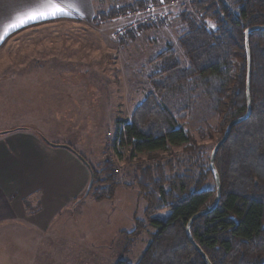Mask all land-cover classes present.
<instances>
[{
  "label": "trees",
  "instance_id": "1",
  "mask_svg": "<svg viewBox=\"0 0 264 264\" xmlns=\"http://www.w3.org/2000/svg\"><path fill=\"white\" fill-rule=\"evenodd\" d=\"M171 1L141 0L106 15L100 13L98 19H113L150 3ZM189 6L190 11L179 14L183 27L177 43L169 44L146 66L151 89L115 140V148L130 153L132 183L119 177L110 160L95 167L72 148L89 163L94 175L92 186L76 203L91 195L98 202L112 201L121 186L137 188L147 202L145 219H137L129 234L137 237L147 225L155 232L136 264H206L189 241L186 227L194 215L213 206L217 188L216 184L209 187L214 178L205 145L198 144L180 125L200 97L218 118L221 138L228 125L248 111L246 31L264 27V0H189ZM165 23H139L135 31L126 29V35L134 40L141 31ZM249 49L252 114L232 129L216 156L220 205L191 229L212 264H264V30L251 33ZM170 98L178 99L172 109ZM182 146L181 152H171L168 157L133 162L138 154ZM117 264L131 263L120 260Z\"/></svg>",
  "mask_w": 264,
  "mask_h": 264
},
{
  "label": "rangeland",
  "instance_id": "2",
  "mask_svg": "<svg viewBox=\"0 0 264 264\" xmlns=\"http://www.w3.org/2000/svg\"><path fill=\"white\" fill-rule=\"evenodd\" d=\"M137 1L141 0H101L97 14L106 15ZM169 9L173 10V19L163 26L141 31L134 40L128 35L114 37L121 29L128 32L137 29L135 19L122 15L113 19L101 17L90 25L46 26L31 32L24 41L13 43L12 58L4 61H12L13 66L22 63L30 67H56L52 66L55 73L45 70L48 74L33 75L37 89L14 81L19 74L25 79L33 73L18 71L8 83L0 72V139L23 132L39 135L43 140L74 148L95 167L110 160L119 177H125L127 184L132 183L130 153L128 149L115 148V140L151 89L146 66L169 44L177 43L183 27L179 14L190 11L189 0H177ZM20 49L24 51L21 55ZM176 103L178 99L168 101L171 109ZM180 127L189 131L198 144L205 145L208 156L222 139L218 118L202 97ZM182 150L183 146L171 147L168 152L138 154L133 162L148 163ZM214 184L211 179L209 187ZM115 197L112 201L98 202L91 195L74 202L71 211L55 220L57 237L55 241H42L34 264H117L120 260L136 264L155 232L147 225L141 235L129 234L134 231L137 219H145L147 202L133 187L121 186ZM25 204L34 209L38 198L32 196ZM2 211L0 206V216Z\"/></svg>",
  "mask_w": 264,
  "mask_h": 264
},
{
  "label": "crops",
  "instance_id": "3",
  "mask_svg": "<svg viewBox=\"0 0 264 264\" xmlns=\"http://www.w3.org/2000/svg\"><path fill=\"white\" fill-rule=\"evenodd\" d=\"M100 1L62 0L68 15L26 24L5 37L0 42V72H3L5 82L11 83L15 73L25 71L26 75L33 74L25 79L19 74L14 81L21 86L31 85L37 89L38 86L33 84V75L48 74L45 70L55 73L52 66L56 65L45 68L21 63L13 66L12 61L8 63L3 60L12 58L13 43L24 41L31 32L46 26L60 23L90 25L98 22L97 8ZM45 3L46 0H0V31L17 16ZM19 52L21 55L24 51L20 49ZM51 56L54 57V51ZM58 68L59 66L57 70ZM24 80L27 81L26 84H23ZM31 80L32 83H29ZM90 180L89 168L68 149L52 146L39 135L32 133L23 132L2 137L0 206L3 211L0 216V264H34L42 241H55L57 237L53 228L55 220L73 209L75 200L85 193ZM32 196L38 198V204L33 205L35 208H31V211L25 202Z\"/></svg>",
  "mask_w": 264,
  "mask_h": 264
},
{
  "label": "water",
  "instance_id": "4",
  "mask_svg": "<svg viewBox=\"0 0 264 264\" xmlns=\"http://www.w3.org/2000/svg\"><path fill=\"white\" fill-rule=\"evenodd\" d=\"M260 30H264V27H253V28H250L246 31V41H247V48H248V77H247V91H246V96H247V103H248V111L246 113L245 116L241 117V118H238L236 120H234L233 122H231L222 139L216 144V146L214 147L212 153H211V156H210V169L212 171V175H213V178H214V181H215V184H216V188H217V198H216V201L215 203L213 204L212 207L204 210V211H201L199 213H197L196 215H194L187 227H186V233H187V236H188V239L189 241L194 245L195 249L199 252V254L202 256V258L204 259L205 263L206 264H212L210 259L208 258V256L206 255V253L202 250V248L195 242L193 236H192V232H191V229H192V226L193 224L200 218H202L203 216H206L210 213H212L213 211H215L218 206L220 205V202H221V195H222V186H221V180H220V176H219V173H218V170L216 168V165H215V160H216V156L219 152V150L222 148V146L227 142L231 132H232V129L241 124L242 122L248 120L252 114V99H251V78H252V57H251V53H250V49H249V38H250V35L251 33L253 32H256V31H260ZM47 141V140H46ZM48 142V141H47ZM48 144H50V142H48ZM52 145V144H50ZM52 146H55V145H52ZM55 147H62V148H65V149H68V150H71L72 151V148L70 146H67V145H56ZM78 156V158L89 168L90 170V165L89 163L83 159L80 155L76 154ZM93 173L91 172V180H90V183H89V187L92 186V183H93Z\"/></svg>",
  "mask_w": 264,
  "mask_h": 264
},
{
  "label": "snow or ice",
  "instance_id": "5",
  "mask_svg": "<svg viewBox=\"0 0 264 264\" xmlns=\"http://www.w3.org/2000/svg\"><path fill=\"white\" fill-rule=\"evenodd\" d=\"M161 2H163V0H161ZM68 14L69 13L66 11L65 4L62 0H46V3L43 4V6L35 7L31 11L17 16L13 22L6 25L3 30L0 31V42L10 35L11 32L26 24L42 19H54Z\"/></svg>",
  "mask_w": 264,
  "mask_h": 264
},
{
  "label": "built area",
  "instance_id": "6",
  "mask_svg": "<svg viewBox=\"0 0 264 264\" xmlns=\"http://www.w3.org/2000/svg\"><path fill=\"white\" fill-rule=\"evenodd\" d=\"M177 0H172L170 4L150 3L142 9H136L128 14L135 19V23L159 24L161 21L169 22L173 19V10ZM126 35V29H121L114 34L115 38H122Z\"/></svg>",
  "mask_w": 264,
  "mask_h": 264
},
{
  "label": "bare ground",
  "instance_id": "7",
  "mask_svg": "<svg viewBox=\"0 0 264 264\" xmlns=\"http://www.w3.org/2000/svg\"><path fill=\"white\" fill-rule=\"evenodd\" d=\"M128 15V14H127Z\"/></svg>",
  "mask_w": 264,
  "mask_h": 264
}]
</instances>
